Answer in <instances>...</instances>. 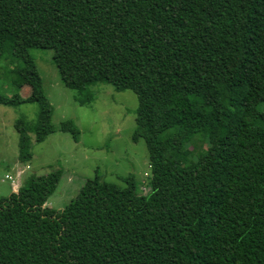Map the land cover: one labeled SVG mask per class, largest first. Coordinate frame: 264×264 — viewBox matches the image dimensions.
I'll return each instance as SVG.
<instances>
[{"label": "trees", "instance_id": "16d2710c", "mask_svg": "<svg viewBox=\"0 0 264 264\" xmlns=\"http://www.w3.org/2000/svg\"><path fill=\"white\" fill-rule=\"evenodd\" d=\"M32 47L52 49L69 89L136 95L148 190L96 174L53 208L61 170L31 176L0 197V264H264V0H0V61L40 96ZM50 118L43 99L35 141L77 139ZM14 127L27 163L31 138Z\"/></svg>", "mask_w": 264, "mask_h": 264}, {"label": "rangeland", "instance_id": "374dc122", "mask_svg": "<svg viewBox=\"0 0 264 264\" xmlns=\"http://www.w3.org/2000/svg\"><path fill=\"white\" fill-rule=\"evenodd\" d=\"M29 52L41 78L40 96L24 82L17 83L9 72L11 65L0 61V93L20 97L15 104L0 105V197L31 176L54 169L61 170V178L47 200L53 208L63 207L84 181L96 174L101 180L124 186L123 177L131 173L140 182L141 192L146 193L150 174L146 145L142 138L132 140L136 95L130 90H116L105 81L92 82L82 90L69 89L60 79L51 48L32 47ZM43 99L50 106L51 123L58 127L70 120L79 130L76 140L60 129L39 142L34 140L32 128ZM16 120L24 124L31 138L32 156L27 163L17 159ZM193 150L199 152L201 147L196 145Z\"/></svg>", "mask_w": 264, "mask_h": 264}, {"label": "crops", "instance_id": "0c3cea01", "mask_svg": "<svg viewBox=\"0 0 264 264\" xmlns=\"http://www.w3.org/2000/svg\"><path fill=\"white\" fill-rule=\"evenodd\" d=\"M8 177H10V176H8ZM17 189H12V190H9V192H11V191H16ZM8 192V193H9ZM46 204H47V202H46ZM48 205H49V203H48Z\"/></svg>", "mask_w": 264, "mask_h": 264}, {"label": "built area", "instance_id": "2783aa9c", "mask_svg": "<svg viewBox=\"0 0 264 264\" xmlns=\"http://www.w3.org/2000/svg\"><path fill=\"white\" fill-rule=\"evenodd\" d=\"M8 178H10V177H8ZM11 181H13V180L11 179Z\"/></svg>", "mask_w": 264, "mask_h": 264}]
</instances>
